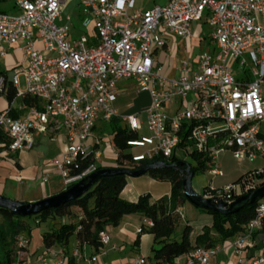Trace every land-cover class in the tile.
Wrapping results in <instances>:
<instances>
[{
  "label": "built area",
  "instance_id": "1",
  "mask_svg": "<svg viewBox=\"0 0 264 264\" xmlns=\"http://www.w3.org/2000/svg\"><path fill=\"white\" fill-rule=\"evenodd\" d=\"M76 1L82 21L74 38L72 17L62 16L67 0H12L13 12H0V58L17 47L24 59L6 78L0 76V96L10 85L16 91L13 101L24 95L38 101L20 104L16 118L13 101L0 112L4 156L33 149L34 134H48L55 142L64 133L60 158L48 163L42 181L56 175L64 190L75 185L97 171L103 149L94 133L97 122L118 119L137 135L140 113L119 114L113 108L118 85L130 81L149 99L148 136L126 142L141 150L131 155V163H171L173 157L197 155L210 176L222 177L221 154L238 164L264 160V0H168L145 11L134 10L133 0ZM203 18L210 34L197 62L181 61L176 77L160 75L158 53L172 37L191 40ZM263 175L255 170L236 184L208 185L200 196L229 205L255 190L253 181ZM151 226L143 220L138 233ZM263 226L260 201L241 235L229 242L231 264H264ZM98 242L106 246L109 237L100 233ZM16 246L27 249L28 238L19 235ZM222 250L217 244L193 248L172 263L138 256L132 264H212ZM72 257L81 259L78 249ZM48 260L65 264V254L52 247L37 257L40 264ZM11 264L30 263L17 258Z\"/></svg>",
  "mask_w": 264,
  "mask_h": 264
},
{
  "label": "trees",
  "instance_id": "2",
  "mask_svg": "<svg viewBox=\"0 0 264 264\" xmlns=\"http://www.w3.org/2000/svg\"><path fill=\"white\" fill-rule=\"evenodd\" d=\"M8 1L10 0H0V4ZM0 12H5V10L0 8ZM0 76L6 78L7 72H0ZM15 94V89L7 85L4 98L8 104L14 100ZM20 101L28 106L38 105V101L28 95H24ZM11 116L16 118L13 113ZM119 122L118 119H112L108 123L111 126L109 143L117 153L116 168L136 171L145 168L151 163L162 161L156 159L152 162L131 163L132 154L128 153L130 149L127 147L126 142L137 139V135L124 127L121 128ZM112 124L115 126H112ZM182 141H186V135L183 136ZM0 144H6V139L1 132ZM190 159L197 164L196 168H193L186 160H179L176 157H173L170 162L172 164L184 162L189 165L193 176L196 171H204L206 169V164L200 156L191 155ZM101 169L106 168L98 166L97 170ZM185 173V167L149 170L146 173V175L157 182H168L170 184L171 193L169 198L163 197L157 201H150V196L147 194L139 196L135 202L122 200L120 194L125 188L126 177L118 175L99 179L89 191L69 204L31 216L35 218L36 223L55 218H59L61 221L58 229L43 233L44 251L57 244L66 242L72 235H75L79 245L89 244L97 248L100 245L98 242L99 235L105 227H115L123 216L133 214H139L143 220L152 222V226L146 231L152 235L153 243L159 245L158 249L152 250V259L158 263H172L193 248H209L216 245L218 240L229 241L241 235L244 226L253 218L255 208L261 200L253 205H247L238 213L229 216L201 210L210 217V225L203 226L198 231H194L190 226L186 225L180 240L178 242L171 240L178 220V204L187 202L182 188ZM74 209L77 210V213L73 212ZM0 217L2 218V224L0 225V264H11L17 259L16 249L20 250L17 246L14 249L12 248V238L21 230L20 235H24L30 240L28 236L30 229L21 223L20 219L22 217L14 216L7 210L0 208ZM67 217L75 218L77 222H65L64 218ZM262 232H264V226Z\"/></svg>",
  "mask_w": 264,
  "mask_h": 264
},
{
  "label": "crops",
  "instance_id": "3",
  "mask_svg": "<svg viewBox=\"0 0 264 264\" xmlns=\"http://www.w3.org/2000/svg\"><path fill=\"white\" fill-rule=\"evenodd\" d=\"M12 5V0L8 1ZM76 7V17L75 20L81 23L82 19L79 14L77 1H72ZM7 3V2H5ZM2 3V4H5ZM1 5V4H0ZM67 5V4H66ZM66 7V6H65ZM64 10V9H63ZM148 10V9H145ZM139 10V11H145ZM75 24V23H74ZM73 26V25H72ZM80 33L79 30H77ZM194 38V34H193ZM192 38V39H193ZM176 38H171L169 46L160 51L157 55L156 61V71L166 77H176L178 75V67L173 68L166 67L161 68L159 66V60L163 52L171 47ZM11 51V49H10ZM160 69V70H159ZM161 71V72H160ZM116 101L113 104V108L119 114H135L142 113L148 107L149 99L146 93H137L135 86L130 81H123L118 85ZM131 91L134 93L131 94ZM22 104L18 99L11 103V108H13V114L19 117L21 113L17 112V107ZM25 104V103H23ZM9 107V104L4 97L0 96V112L4 111ZM107 123L97 122L94 129L95 135L101 139L103 149H101V156L98 161V166L114 169L117 167L116 158L117 153L112 145L108 142L105 143V138L110 140V133L106 127ZM119 125H123L126 129V124L124 122H119ZM112 126H115L112 124ZM109 135L108 137L106 135ZM64 133L60 135L57 141H50L48 134H34V147L30 151H19L10 157H6L2 154V144H0V196L5 197L11 201L20 203H32L40 199L56 195L59 191L58 189L50 188V193L46 188V184L52 182L54 179H59L56 175H51L50 180L47 183L42 181L43 174L47 170L48 163L53 159H59L60 154L64 149ZM106 140V141H107ZM35 148V149H34ZM110 148V149H108ZM141 152V150H140ZM140 152L134 151L132 149L128 150V153L138 154ZM41 170V181L42 186L38 192L33 193L31 196L26 195L23 190L17 188L18 183L22 189L25 186L26 181L30 179H35L38 171ZM145 176L146 180L150 183H155L157 181L153 180L148 175ZM60 180V179H59ZM136 179L126 178V185L120 194L122 200L128 202H135L136 199L141 196L139 183ZM17 183V184H16ZM168 183V182H167ZM60 191H64V187L60 180ZM59 193V192H58ZM147 195V194H145ZM149 195V194H148ZM150 201H153L150 198ZM75 213L77 210L74 209ZM65 222L75 223L77 219L72 217L64 218ZM185 226L188 225L191 229L194 227L189 221L184 219ZM201 224L196 226V229H201L203 226H209L211 223L210 217L203 215L200 218ZM39 225V223H36ZM45 230H41L37 233V238H33L32 230L28 234L29 236V246L26 250L16 249V258L27 260L30 264H40L37 261V257L44 253V247L42 242V235L46 231L52 229H58L61 224L59 218L47 220ZM143 226V218L139 214L126 215L123 216L119 224L115 227L107 226L103 229L101 234H105L109 237V244L106 246L99 245L95 248L89 244L79 245L75 239V235L70 236L66 242L57 244L53 246L54 249L62 250L65 254V264H132L134 259L138 256H144L149 260L152 259V250L155 249L156 245L153 243V237L143 228L142 233H138V229ZM193 230V229H192ZM172 240V239H171ZM229 241H219L217 245L222 246V252L212 260V264H231L233 262L232 248L230 247ZM80 252L81 259L76 260L72 257V252L77 250ZM104 254H101V252ZM179 259V258H177ZM175 259V260H177ZM45 264H52L51 260H48Z\"/></svg>",
  "mask_w": 264,
  "mask_h": 264
},
{
  "label": "rangeland",
  "instance_id": "4",
  "mask_svg": "<svg viewBox=\"0 0 264 264\" xmlns=\"http://www.w3.org/2000/svg\"><path fill=\"white\" fill-rule=\"evenodd\" d=\"M73 0H67V5L64 8L62 12V16L65 17L66 15H70L72 17V29H71V35L70 38H74L78 36L80 33H78L77 30L80 31V28H78V23L75 20L76 17V11L77 7L72 2ZM134 1V10H145L150 9L153 6H164L168 0H133ZM0 8L2 10H5V12H13L12 5L7 2L5 4H1ZM75 23V24H74ZM80 25V23H79ZM210 34V28L208 24L206 23V19L203 18L199 23L196 24V28L194 30V38L191 40L183 41L179 39H175L173 44H171V47L163 52L162 56L159 60V66L161 68H173L177 66L178 63H180L183 60H188L190 63H196L198 60V57L200 53L204 50L203 42H206L208 40ZM24 59L17 47L12 48L11 51L9 50L8 54L4 58H0V72H7V75L13 72L14 69L20 68L23 65ZM160 70V69H159ZM161 72V71H160ZM20 81V90L24 89V77H19ZM134 93L131 91V94ZM192 99V96L189 98V100L185 103L187 106L188 102ZM138 121L141 123V127L139 131L137 132V137H145L148 136V130H147V121H146V114L144 112L140 113ZM107 130H110V125L106 124ZM122 128L123 125H120ZM111 130L109 131V133ZM109 136L108 134L106 135ZM105 138V143L109 142L110 140ZM35 149V148H34ZM110 149V148H108ZM134 151L140 152V149H132ZM186 162L189 163L193 168H196L197 164L193 162L190 158L186 159ZM217 163L220 164V168L223 172L222 177H213L210 176L205 169L204 171H196L192 180H191V186L192 189L199 195H201L203 188L210 185L213 188H222L227 185L236 184L243 178H246L251 172L255 170L263 171L264 172V160H257L253 163H243L238 164L235 160L232 159L230 154H221L218 157ZM41 179V170L38 171L35 179H30L29 181H26L24 188L18 186L17 188L20 190H23L26 195L31 196L33 193H36L39 191V189L42 186ZM60 179V178H59ZM54 179L52 182L46 184V188L48 190V194L50 193V188L52 187L54 190L58 189L59 193L61 188L59 187L60 180ZM139 183L140 187V194L145 195L149 194L150 198H152L153 201H157L160 198L163 197H170V184L167 182H155L150 183L146 180L145 176H141L135 180ZM17 184V183H16ZM264 185V175L261 178L255 179L253 181V184L251 185L252 188L256 189ZM56 194H59V193ZM261 201H264L262 199ZM20 203V202H18ZM74 211V210H73ZM205 215L201 209L193 207L188 202H181L178 204V213L177 217L178 220L175 224L173 234L171 236V239L174 241H179L182 232L185 227V221H189L194 227L192 228L194 231H198L199 229H196V226H199L201 224L200 218ZM21 223L23 225H26L29 229L32 230L33 238H37V233L41 230H45L46 228V222H40L39 225L35 224V218L34 217H26L21 218ZM2 224V218L0 217V225ZM21 230H19L16 235L12 238V248H16V237L17 235H20ZM159 246H156L155 249H158Z\"/></svg>",
  "mask_w": 264,
  "mask_h": 264
},
{
  "label": "water",
  "instance_id": "5",
  "mask_svg": "<svg viewBox=\"0 0 264 264\" xmlns=\"http://www.w3.org/2000/svg\"><path fill=\"white\" fill-rule=\"evenodd\" d=\"M179 167H185L186 171L182 181L184 197L187 202L195 208L212 211L222 216H229L238 213L247 205H253L257 201L264 199V185H262L261 187L238 197L233 203L229 205L220 200H206L192 189L191 180L193 178V172L189 165L185 164L184 162H179L177 164L154 162L147 165L145 168L136 171L122 168H106L97 170L59 194L43 198L32 203H18L0 196V208L11 212L17 217L26 218L36 216L42 212L58 209L77 200L83 194L89 191L93 184L101 178L122 175L126 178L136 179L145 175L149 170L177 169Z\"/></svg>",
  "mask_w": 264,
  "mask_h": 264
}]
</instances>
